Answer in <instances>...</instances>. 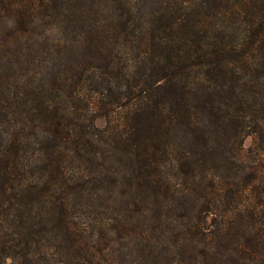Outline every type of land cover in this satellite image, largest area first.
<instances>
[{
	"label": "trees",
	"instance_id": "16d2710c",
	"mask_svg": "<svg viewBox=\"0 0 264 264\" xmlns=\"http://www.w3.org/2000/svg\"><path fill=\"white\" fill-rule=\"evenodd\" d=\"M1 24L0 264H264V0H0Z\"/></svg>",
	"mask_w": 264,
	"mask_h": 264
},
{
	"label": "rangeland",
	"instance_id": "374dc122",
	"mask_svg": "<svg viewBox=\"0 0 264 264\" xmlns=\"http://www.w3.org/2000/svg\"><path fill=\"white\" fill-rule=\"evenodd\" d=\"M7 31L6 25H0V36H2L3 34H5ZM95 125L98 128H102L104 126V120L102 118H97L95 120ZM251 145V139L249 137L245 138V140L243 141V149L246 150L249 146Z\"/></svg>",
	"mask_w": 264,
	"mask_h": 264
}]
</instances>
